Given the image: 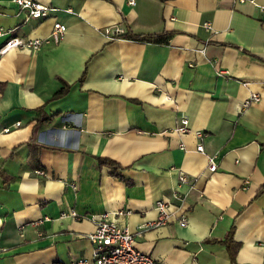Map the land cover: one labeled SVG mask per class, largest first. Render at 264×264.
I'll return each instance as SVG.
<instances>
[{
    "label": "crops",
    "instance_id": "1",
    "mask_svg": "<svg viewBox=\"0 0 264 264\" xmlns=\"http://www.w3.org/2000/svg\"><path fill=\"white\" fill-rule=\"evenodd\" d=\"M39 1L52 8L44 18L0 0L2 31L67 25L57 44L0 57V264L91 258L102 216L162 264H264V0ZM164 31L168 42L123 35ZM60 78L69 90L52 98ZM158 199L171 220L144 228Z\"/></svg>",
    "mask_w": 264,
    "mask_h": 264
},
{
    "label": "built area",
    "instance_id": "2",
    "mask_svg": "<svg viewBox=\"0 0 264 264\" xmlns=\"http://www.w3.org/2000/svg\"><path fill=\"white\" fill-rule=\"evenodd\" d=\"M235 3L254 2L255 0H232ZM14 2L21 8L26 9L29 16L34 18H44L50 14L51 7L48 4L40 2L39 0H14ZM130 4H134L135 0H129ZM67 32V25L60 21L55 20L53 28L47 36L35 38H21L13 35L10 31L0 30V36L4 35V41L0 45V57L13 48H27L30 50H39L46 45L57 44L65 36ZM107 36L113 38L125 30L118 28V26H107L104 28ZM203 50V49H202ZM260 95L257 93L252 94L247 98L243 106H248L252 102L259 101ZM10 128H6L8 131ZM179 132H186L189 129L188 118H182L181 124L176 128ZM202 136V132H198ZM197 150L204 152V145L199 142ZM209 170L211 172L217 170L218 155L214 154L208 156ZM38 174H45L44 170L38 168ZM180 182H188L189 177L184 172L179 173ZM183 201L182 196L178 197ZM155 207L158 210V217L152 222L145 224L144 228L152 226H160L167 224L173 215L171 210V203L165 199H158L155 202ZM72 215H77L73 210ZM181 225L187 224V216L183 214ZM143 229V228H142ZM141 229V230H142ZM88 237L94 244L93 254L90 258H79L72 261L56 262L55 264H162L159 260L152 255L140 250L136 245V237L134 233L126 226L118 224L116 221L109 219L107 216H102L97 219L96 228L93 232L88 234Z\"/></svg>",
    "mask_w": 264,
    "mask_h": 264
},
{
    "label": "trees",
    "instance_id": "3",
    "mask_svg": "<svg viewBox=\"0 0 264 264\" xmlns=\"http://www.w3.org/2000/svg\"><path fill=\"white\" fill-rule=\"evenodd\" d=\"M123 35L128 36V37H132L138 40H144V41H155V42H168L170 39V36L172 35L170 32L164 31L161 33H150V34H136L133 32H127L124 33ZM61 79V78H60ZM63 82V85L54 93V95L52 96V98H57L62 96L63 94H65L70 87V84H68L65 80L61 79ZM38 113H42L44 111V107H39L37 108ZM49 116L46 115L42 118L38 117V120L40 121H44L48 118ZM32 140L29 141V145H36L37 147L39 146L37 143L35 144V142H31ZM99 165L102 164H106L109 163L112 166H116L117 162L115 160H112L110 158H106V157H101V156H96ZM8 179L5 180V185H7L8 183ZM227 243L229 252H230V257L232 262L235 261V257H236V252H237V247L238 244L233 240L232 235H229L227 239L224 240Z\"/></svg>",
    "mask_w": 264,
    "mask_h": 264
}]
</instances>
